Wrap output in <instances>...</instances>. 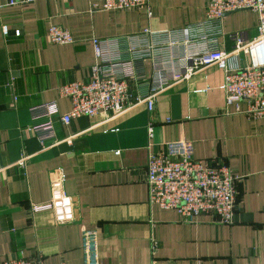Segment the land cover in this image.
I'll return each mask as SVG.
<instances>
[{
	"label": "crops",
	"instance_id": "1",
	"mask_svg": "<svg viewBox=\"0 0 264 264\" xmlns=\"http://www.w3.org/2000/svg\"><path fill=\"white\" fill-rule=\"evenodd\" d=\"M206 1L150 0L149 8L113 11L94 8L98 0L16 6L0 0V260L264 264V116L249 118L246 100L227 103L225 70L218 65L171 86L150 111L137 102L152 72L148 61L140 62L129 83L135 105L123 115L84 116L68 125L54 116L55 137L44 144L31 130L48 120L34 118L36 106L56 102L61 115L71 110L59 88L90 80L98 61L93 38L182 28L205 18ZM258 23L250 9L226 14L220 47L232 49L229 33L256 37ZM53 25L70 29L74 42L52 43ZM249 64L245 52L228 61L229 68ZM176 140L189 142L196 159L227 165L242 177L233 224L207 213L183 221L176 210L149 202V156L167 152ZM23 156L26 163L18 164ZM55 198L54 210L32 211ZM88 231L96 233L94 251L84 246Z\"/></svg>",
	"mask_w": 264,
	"mask_h": 264
},
{
	"label": "built area",
	"instance_id": "2",
	"mask_svg": "<svg viewBox=\"0 0 264 264\" xmlns=\"http://www.w3.org/2000/svg\"><path fill=\"white\" fill-rule=\"evenodd\" d=\"M35 0H7L8 6L28 5ZM150 0H98L96 9L123 11L149 8ZM250 9L259 15L258 35L248 39L242 32L229 33L232 49L220 47L224 35L222 20L233 11ZM4 34L8 27L3 26ZM49 38L54 44H71L74 37L70 29L53 25ZM97 63L92 68L89 81H72L59 88L62 97L69 98L71 110L60 114L56 102L40 104L33 108L34 118L47 117L46 122L34 124L31 130L46 138L55 137L53 117L60 116L68 125L74 119L109 114L115 118L123 115L131 104L130 81L137 78V66L148 61L152 72L146 95L137 99L146 103L150 111L155 108V98L174 84L190 80L194 75L212 65L225 70L224 91L228 104L241 100L248 102L246 114L251 119L264 116V0H207L203 20L190 22L182 28L153 30L145 28L125 38L111 37L92 40ZM245 52L250 64L229 68L232 56ZM150 126V136L153 135ZM68 142L71 137L66 138ZM167 152H153L149 156L147 172L149 202L162 209L176 210L183 221L214 214L222 224H233L236 218L241 176L227 165H213L192 155L191 144L176 140L167 144ZM46 148V147H44ZM22 157L18 164H25ZM4 169L0 158V172ZM56 198L48 204L33 205L32 211L54 210ZM96 233L85 234L84 246L88 251L96 248ZM0 264H44L42 259L24 257L0 260ZM85 264H98L87 257Z\"/></svg>",
	"mask_w": 264,
	"mask_h": 264
},
{
	"label": "trees",
	"instance_id": "3",
	"mask_svg": "<svg viewBox=\"0 0 264 264\" xmlns=\"http://www.w3.org/2000/svg\"><path fill=\"white\" fill-rule=\"evenodd\" d=\"M238 198H239V196H238Z\"/></svg>",
	"mask_w": 264,
	"mask_h": 264
}]
</instances>
